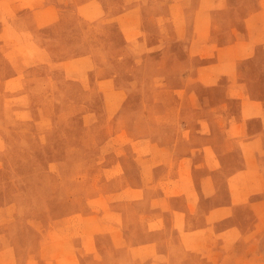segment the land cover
I'll return each instance as SVG.
<instances>
[{"label":"rangeland","instance_id":"1","mask_svg":"<svg viewBox=\"0 0 264 264\" xmlns=\"http://www.w3.org/2000/svg\"><path fill=\"white\" fill-rule=\"evenodd\" d=\"M31 1L0 0V249L11 238L15 241L9 247L13 254L22 237V250L28 253L41 240L57 234L89 231L105 235L103 246L107 255L95 263L125 264L109 241L108 236L115 230L105 231L103 222L122 221L123 234L131 241L144 239L145 227L154 213L151 199L155 198L154 193L147 192L143 199L141 194L134 195L136 200L132 203L128 199L131 194H115L139 181L130 161L133 142L146 141L149 136L160 142L173 139L177 133L175 99L179 91L166 89L164 82L175 87L200 59L205 74L216 72L206 68L216 60L214 44L231 43L234 29L242 37L248 25L245 15L258 7V0L206 1L197 20V0H181L177 7L185 16L176 18L175 23L190 31L198 22L204 31L200 38L207 46L199 52L202 57H196L198 60L189 58L195 56L189 45L192 35H176L164 0L134 1L140 2L141 11L149 15V21L144 22L149 34L138 33L140 44L127 56L124 68L118 62L119 52L114 50L122 42L114 23L107 19L83 21L77 17L78 13L83 14V9L77 7L80 0H60L63 17L53 25L37 29L34 17L23 13ZM106 1L109 0L105 4ZM144 38H149L156 49L147 51L142 45ZM28 39L43 43L55 58L91 54L98 65L103 64V75H117V85L125 91L114 101L110 114L104 119L101 113L97 117L86 115L88 110L102 112L101 93L98 89L84 92L75 84L70 86L69 76L62 73V68L48 70L40 66L4 83V77L19 73L25 64H30L22 58L31 52L25 44ZM133 60L137 61L135 67L131 65ZM221 70L227 72L226 67ZM231 70L256 93L259 85H264V44ZM225 83L223 79L216 87L198 83L189 86L199 96V100L193 101L201 106L198 112L204 118L212 119L211 108L223 99ZM231 107L236 108L237 102H232ZM196 116L195 111L187 113L189 122H195ZM121 128L124 132L118 142L124 149L103 154V141L114 137ZM205 139L193 136L191 141ZM215 140L224 141L218 131ZM116 156L127 162V174L108 170ZM117 174L120 175L114 177ZM120 197L130 203H116ZM168 251L169 257H165L144 249L136 264H182L174 244L168 245ZM6 264L15 263L10 260Z\"/></svg>","mask_w":264,"mask_h":264},{"label":"crops","instance_id":"2","mask_svg":"<svg viewBox=\"0 0 264 264\" xmlns=\"http://www.w3.org/2000/svg\"><path fill=\"white\" fill-rule=\"evenodd\" d=\"M134 1L109 0L105 4V0H80L77 6L83 9V14L77 15L79 19L87 22L107 19L117 26L122 42L114 50L119 52L118 57L121 56L118 62L122 68L127 63V56L138 49V33L149 34V28L144 24L145 20L149 21V15L141 11L140 2ZM206 1L210 0H197L196 20ZM212 1L220 3L223 0ZM164 2L168 4L170 19L174 20L176 35H192L189 45L195 56L189 58L202 57L199 52H203L207 45L200 38L204 33L201 25L196 22L190 31L177 25L176 18L185 16H181L177 7L181 0ZM28 3L23 13L34 17L37 29L53 25L63 17L60 0H32ZM257 3L258 7L245 15L248 25L242 37H238L239 33L234 29L231 30V43L214 44L216 60L206 68L216 72L205 74V65L200 59L195 69L185 73L175 87L164 82L166 89L176 91L177 88L179 91L175 99L177 121L174 126L177 133L173 139L160 142L149 136L146 141L137 139L133 142L130 161L139 181L115 194H131L128 199L132 203L136 200L134 195L141 194L143 199L147 192L154 193L155 198L151 199L150 208L154 213L145 227L147 237L144 239L131 241L123 234L125 226L122 221L103 222L105 231L115 230L108 236L109 241L125 264H136L141 258L140 251L144 249L157 256L169 257V244L177 248L182 264H252L257 261L264 264V85H259L256 93L251 92L246 81L231 70L239 60L249 58L258 45L264 44V0ZM252 18L254 23H251ZM25 44L31 52L22 58L30 64H25L19 73L4 77V83L23 77L29 70L32 73L40 66L48 70L62 68V73L69 76L70 86L75 84L84 92L98 89L104 101L102 112L88 110L85 113L91 117L102 114L103 119L110 114V108L116 104L114 101L123 96L125 90L117 85V75H103V64L98 65L91 54L55 58L43 43L28 39ZM142 45L147 51L156 49L151 46L149 38H144ZM136 63L133 60L131 65L135 67ZM30 66L31 69H26ZM223 67L227 72L220 71ZM223 79L226 81L223 99L211 108L212 119L204 118L198 112L201 106L193 101L199 100V96L189 86L198 83L216 87ZM232 102H237L236 108L231 107ZM192 111L197 114L193 123L187 117ZM217 131L223 142L215 140ZM123 132L121 128L114 137L103 141L100 146L103 154L124 149V145L118 142ZM193 136H205L206 139L192 142ZM108 170L121 175L130 171L125 159L117 156ZM121 199L118 198L116 203ZM128 199L121 201L130 203ZM168 231L174 236L168 235ZM104 237L89 231L57 234L41 240L36 249L28 253L22 250L20 237L13 254L9 247L15 241L10 238L7 246L0 249V259L3 260L0 264L10 260L15 264H97L96 260L103 261L107 253L103 246Z\"/></svg>","mask_w":264,"mask_h":264}]
</instances>
